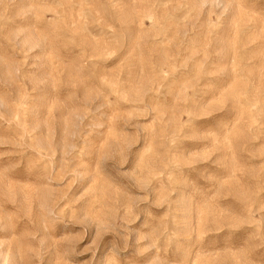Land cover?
Instances as JSON below:
<instances>
[{
    "label": "rangeland",
    "instance_id": "obj_1",
    "mask_svg": "<svg viewBox=\"0 0 264 264\" xmlns=\"http://www.w3.org/2000/svg\"><path fill=\"white\" fill-rule=\"evenodd\" d=\"M0 264H264V0H0Z\"/></svg>",
    "mask_w": 264,
    "mask_h": 264
}]
</instances>
